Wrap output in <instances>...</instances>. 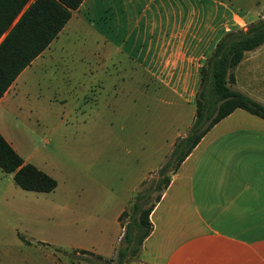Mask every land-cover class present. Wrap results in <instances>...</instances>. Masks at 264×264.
<instances>
[{
	"label": "rangeland",
	"instance_id": "obj_1",
	"mask_svg": "<svg viewBox=\"0 0 264 264\" xmlns=\"http://www.w3.org/2000/svg\"><path fill=\"white\" fill-rule=\"evenodd\" d=\"M213 1L228 7L222 19L228 31L264 18V0ZM96 17L90 13L84 28L56 35L42 58L21 74L15 92L19 105L0 107V130L16 153L56 182L49 192L26 191L0 171V264H115L125 227L138 213L134 204L154 203L160 194L154 189L158 170L189 131L193 109L143 85L129 60L113 53L101 62L93 59ZM123 33L124 27L114 39ZM248 54L264 56V43ZM238 113L245 112L231 118L238 121ZM178 183L167 197L182 189ZM157 234L139 252L149 264L159 261L152 255ZM139 248L128 251L121 264L135 260ZM92 250L106 256L98 258Z\"/></svg>",
	"mask_w": 264,
	"mask_h": 264
},
{
	"label": "crops",
	"instance_id": "obj_2",
	"mask_svg": "<svg viewBox=\"0 0 264 264\" xmlns=\"http://www.w3.org/2000/svg\"><path fill=\"white\" fill-rule=\"evenodd\" d=\"M215 3L82 0L57 35L84 28L88 15H96L90 28L97 48L91 51L94 60L101 62L111 53L123 56L140 71V78L145 79L143 85L173 95L194 111L199 67L228 31L222 27V19L229 9ZM96 4L100 7L97 10ZM105 13L108 20L102 19ZM122 27L123 35L114 39ZM50 45L16 76L0 97V107L19 105L15 92L21 74L42 58ZM258 63H264V56L244 53L234 67L232 88L264 105V64ZM97 67L96 73L100 74ZM237 111L245 112L238 113V121L231 118ZM192 116L193 112L189 114L191 119ZM0 134L12 147L10 138L1 130ZM179 135L177 132L175 137ZM176 181L182 189L167 197V190ZM117 218L118 215L116 223ZM148 219L150 232L142 240L136 259L128 264H149L138 257L155 232L158 234L152 255L154 260L159 258L156 264H264V120L235 109L216 122L171 175Z\"/></svg>",
	"mask_w": 264,
	"mask_h": 264
},
{
	"label": "trees",
	"instance_id": "obj_3",
	"mask_svg": "<svg viewBox=\"0 0 264 264\" xmlns=\"http://www.w3.org/2000/svg\"><path fill=\"white\" fill-rule=\"evenodd\" d=\"M82 0H0V97L16 76L56 37ZM264 16V11H263ZM264 43V18L247 24L244 30L225 32L199 67V83L194 94V113L185 137L170 152V160L158 170L160 178L154 189L161 192L170 181L166 169L173 174L200 138L220 119L241 109L264 120V105L233 89V69L244 53ZM0 171L11 174L19 188L33 192H49L55 180L33 164L24 162L0 134ZM160 194L156 195L155 201ZM154 203L133 206L132 217L123 233L125 245L117 250L115 264H121L129 251L137 252L149 234L148 215ZM83 252V251H82ZM100 258L99 255H97ZM99 264V263H94Z\"/></svg>",
	"mask_w": 264,
	"mask_h": 264
}]
</instances>
